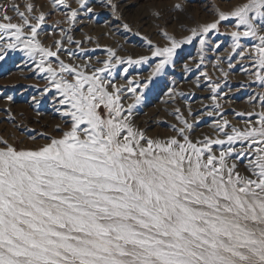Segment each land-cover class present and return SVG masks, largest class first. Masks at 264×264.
<instances>
[{
    "label": "snow or ice",
    "instance_id": "snow-or-ice-1",
    "mask_svg": "<svg viewBox=\"0 0 264 264\" xmlns=\"http://www.w3.org/2000/svg\"><path fill=\"white\" fill-rule=\"evenodd\" d=\"M76 3L66 23L75 22L79 9L94 11L87 0ZM108 3L116 14L117 5ZM51 4L70 8L68 0ZM9 10L21 23L12 22ZM26 11L0 5V60L7 50L23 51L44 74V93L56 91L68 127L35 149L18 150L0 138V264H264V112L243 129L217 119L214 137L193 141L200 118L189 110L190 122L177 108L175 135L148 137L133 122L141 102L137 88L132 81L118 87L110 77L116 65L147 63L149 56L125 61L108 49L107 58L97 61L102 66L91 71L89 64H66L58 56L60 40L53 50L37 38L46 14L33 15L31 3ZM217 17L179 40L163 32V47L148 40L151 57L160 58L151 76L172 62L182 44L199 37L203 46L211 30L232 19V52L240 50L241 58L249 53L250 75L264 87V0H245ZM242 38L254 41L250 49ZM208 87L216 102L219 85ZM126 93L133 95L124 104Z\"/></svg>",
    "mask_w": 264,
    "mask_h": 264
},
{
    "label": "rangeland",
    "instance_id": "rangeland-1",
    "mask_svg": "<svg viewBox=\"0 0 264 264\" xmlns=\"http://www.w3.org/2000/svg\"><path fill=\"white\" fill-rule=\"evenodd\" d=\"M112 2L117 5L116 14L108 0H87V6L94 11L88 13L86 9H79L72 24L65 22V14L71 8H78L76 0H68L70 8L58 6L55 9L51 0H0V5L14 3L19 11L27 15L26 5L31 3L33 15L44 12L45 23L38 29L37 38L45 47L53 50L55 42L60 40L62 49L58 56L66 64L80 65L81 68L89 64L88 70L91 71L102 66L97 61L107 58L108 49H113L125 61L129 57L138 59L140 56H149L147 63L130 65L125 62L116 65L110 77L111 82L118 87L124 86L126 89L129 81H132L131 86L137 88L141 102L134 109L133 122L148 137L163 139L175 135L171 125L180 126L175 118L177 108L190 122L193 117L200 118L190 134L193 141L204 136L214 137L216 132L213 123L217 119H227L231 126L243 129L247 121L254 123L257 114L264 112V100L261 99L264 87L250 75L252 69L249 53L246 51L244 58H241L238 54L240 50L232 52L230 34L237 30L232 19L221 21L218 31L211 30L203 46L199 37L182 44L175 50L172 62L151 76L160 58L151 57L148 40L155 46L163 47L168 44L163 32L177 40L182 39L190 34L191 28L216 20L217 11H231L245 0ZM175 4H180L181 8H174ZM154 13H159V16ZM8 15L13 18V23H21L15 12L9 10ZM124 24H128L131 30L125 29ZM62 29L65 32L63 36ZM68 36L72 37V43H69ZM7 39L6 36L5 41ZM3 42L0 41V44ZM252 43L254 41L251 38L241 39V44L249 49ZM69 51L74 55L70 57ZM49 59L54 67L58 64L55 57ZM202 73H206L208 78ZM43 76L35 71L34 63L19 49L7 50L5 58L0 60V138L18 150L38 148L48 143L50 138L59 137L62 130H67L68 125L64 122L66 118L58 111L61 106L57 103L56 91H43L47 86ZM210 83L219 85L216 102L211 99L213 93L208 87ZM132 95L126 93L123 103H130ZM9 96L11 100L7 99ZM214 103H219L220 109H215ZM189 110L193 117H189ZM209 110L219 111L221 115L208 116L206 113ZM100 111L103 114L104 110ZM57 125L60 130H57ZM239 170L244 171L243 164Z\"/></svg>",
    "mask_w": 264,
    "mask_h": 264
},
{
    "label": "bare ground",
    "instance_id": "bare-ground-1",
    "mask_svg": "<svg viewBox=\"0 0 264 264\" xmlns=\"http://www.w3.org/2000/svg\"><path fill=\"white\" fill-rule=\"evenodd\" d=\"M33 101H35V100H33Z\"/></svg>",
    "mask_w": 264,
    "mask_h": 264
}]
</instances>
